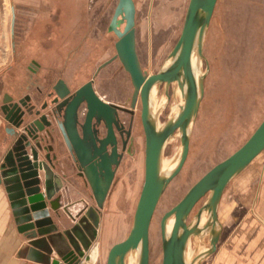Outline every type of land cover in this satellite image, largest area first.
<instances>
[{"label":"rangeland","instance_id":"374dc122","mask_svg":"<svg viewBox=\"0 0 264 264\" xmlns=\"http://www.w3.org/2000/svg\"><path fill=\"white\" fill-rule=\"evenodd\" d=\"M133 1L136 52L142 70L147 74L155 73L165 65L179 37L188 0ZM117 2L0 0V19L5 20L10 32L8 39L13 44L12 64L23 70L30 66L36 71L37 82L42 87L62 79L71 90H75L92 80L94 90L102 99L129 108L133 86L120 61L116 58L96 71L101 63L115 54L117 37L108 31V24ZM122 28L123 24L120 25ZM7 49L12 51L10 46ZM202 52L203 95L190 126L186 159L164 189L150 221L149 264H161L160 220L163 214L209 168L239 148L264 118V0H216ZM153 99L156 106L164 101L158 117L160 124L182 104L180 92L173 84L168 96L164 85H156ZM119 118L126 126L131 120V151L125 152L118 164L99 214L93 211L87 214L91 223L86 228L85 238H94V243L99 246L101 257L98 264H106L109 247L127 236L144 177L145 141L139 100L132 117L130 113L120 111ZM172 139L164 147L163 159L169 160L180 154L177 132ZM258 159L263 162L264 149L254 161ZM70 164L73 179H81L78 183L83 184L91 195L83 178L78 176L73 160ZM236 179L235 176L228 183L226 193ZM204 199L195 204L188 222ZM240 206L235 200L234 219L225 228L226 232L235 230L237 216L244 214L245 208ZM246 211V214H253V207ZM225 214L222 215L224 220ZM97 228L98 236L93 237ZM188 242L186 252L192 256L209 247L207 235L192 236ZM97 253L93 247L94 259ZM214 256L212 252L200 264H212ZM126 257L128 264L129 256Z\"/></svg>","mask_w":264,"mask_h":264},{"label":"water","instance_id":"95a60500","mask_svg":"<svg viewBox=\"0 0 264 264\" xmlns=\"http://www.w3.org/2000/svg\"><path fill=\"white\" fill-rule=\"evenodd\" d=\"M215 3L216 0H188L179 37L168 56L169 63L151 74L142 70L136 52L134 1L118 0L115 6L108 24V31L117 37L114 43L115 54L101 63L96 71L117 58L130 77L133 86L130 107L134 108L138 100L140 102V121L145 141L144 177L130 230L124 239L109 247L106 264H125V255L131 250L136 251V264H149L150 221L164 189L178 174L186 159L190 125L198 113L203 95L204 73L200 72L196 76L192 55L196 54L197 62L203 58L204 37ZM161 84L167 96L171 84L177 87L182 104L176 114H171L158 126L157 118L151 112L150 92L153 86ZM53 89L56 100L59 98L61 101L48 114L28 104V96L14 102L8 96L1 107L5 120L10 124L6 132L12 138V144L0 166V183L9 194L17 228L25 236L35 237L57 229L52 213L55 215L60 208L56 196L60 180L53 170V147L45 144L54 135L60 134L79 176L90 187L96 207H90L88 212L99 214L119 163L120 154L116 151V137L112 127L113 124L117 130L121 128L117 109L96 93L92 80L70 93L64 80L58 79ZM82 103H85L87 110L83 123L79 125V133L77 109ZM56 115H60L61 120L56 119ZM92 120L104 124L107 130L105 137L97 136ZM176 132L181 146L179 158L171 171L163 172V150L168 139ZM126 134H129L128 131ZM263 149L264 118L239 148L209 168L163 214L160 220L161 264H193L194 260L187 263L185 258L188 241L192 236L207 235L209 238V247L197 254V259L214 252L220 234L217 218L220 197L226 185ZM203 197L204 201L188 222L191 210ZM203 214L205 221L200 224ZM171 217L173 224L167 233L166 223ZM83 218L63 232L68 240V249L61 256L65 264L76 263L90 246L92 239L86 240L85 237L91 220L88 216L85 220ZM93 234L95 237L96 230ZM53 264H57V261H53Z\"/></svg>","mask_w":264,"mask_h":264},{"label":"crops","instance_id":"0c3cea01","mask_svg":"<svg viewBox=\"0 0 264 264\" xmlns=\"http://www.w3.org/2000/svg\"><path fill=\"white\" fill-rule=\"evenodd\" d=\"M8 32L5 20L0 19V166L12 144V138L6 132L10 124L1 110L3 100L10 96L14 102L28 96L27 103L37 109L43 95L52 86H40L36 71L31 70L30 66L23 70L12 64L13 44L8 39ZM9 46L12 48L11 52L7 49ZM45 144L53 147V170L60 180L57 183L60 189L56 194L60 208L55 215L52 213L57 229L35 237L19 232L9 194L6 187L0 183V264H53V261L65 264L61 258L68 249L64 230L80 221L90 207L96 206L92 192L91 195L88 194L85 186L78 183L81 179H73L70 164L72 158L60 134L57 133ZM249 164L236 175L232 189L226 193L225 187L220 197L217 207L220 234L212 264H264V160L262 162V159H258L251 166ZM83 180L90 189L86 180ZM234 196L238 198L234 199ZM235 200L240 207L245 208V212L242 216H237L235 230L226 232L225 228L229 227L234 219ZM251 206L253 214H246V210ZM223 213H226L225 220L222 219ZM93 240L84 255L74 264H89L93 247H96L98 252L93 264H98L101 257L100 248Z\"/></svg>","mask_w":264,"mask_h":264},{"label":"flooded vegetation","instance_id":"af4514ba","mask_svg":"<svg viewBox=\"0 0 264 264\" xmlns=\"http://www.w3.org/2000/svg\"><path fill=\"white\" fill-rule=\"evenodd\" d=\"M56 82L57 81H55V83L52 84L51 88L43 95L42 100L40 102V105L37 108L42 113H47V114L50 113V111L53 110L56 107V105L61 101V99H59V98L56 100L57 97H56V94H55L54 89H53V86L56 84ZM170 87H171V85L169 86L168 91H169ZM69 90H70V93H73L76 89L75 90H71L69 88ZM105 101H107V100H105ZM107 102L110 103V104H113L116 107V109H117V117H118V121H119V124H120V127H121L120 130H117L116 127L112 124L113 130H114V134H115V137H116L115 138L116 139V151L120 154V156L118 157V160H119V163H120L124 153L131 151L132 137H131V120H130V123H128L127 126L124 125V123L122 121H120L119 112L120 111H125L126 113H130L131 117H132L133 108L130 107V101H129V108H124V107L119 106V105H117L115 103H112L110 101H107ZM121 108H123L125 110H123ZM86 110L87 109H86L85 103L80 104V106L77 109V120H78L77 129H78L79 133H80L79 125L81 123H83V121L85 119ZM55 117H56V119L61 120V116L60 115H56ZM92 124L97 129V136L99 138H102V137L106 136L107 130H106V128H105V126H104V124L102 122L96 123V122H94V120H92ZM127 131H128L129 134H126ZM71 158H72V156H71ZM117 166H116V168H117ZM116 168H115V172H116ZM114 175H115V173H114ZM113 179H114V177H113ZM112 182H113V180H112Z\"/></svg>","mask_w":264,"mask_h":264},{"label":"bare ground","instance_id":"6f19581e","mask_svg":"<svg viewBox=\"0 0 264 264\" xmlns=\"http://www.w3.org/2000/svg\"><path fill=\"white\" fill-rule=\"evenodd\" d=\"M169 63V60H167V62L165 63V65H167ZM192 65L194 67V70H195V73H196V76H198L201 72V68H200V62L196 60V54L193 53L192 55ZM155 90H156V85L152 87L151 89V92H150V100H151V112L152 114H154L157 118V125L159 126V121H158V117H159V114L161 112V110L163 109L164 105H163V102H161L160 104H158L156 106V103L154 102V99H153V94L155 93ZM177 90L179 91V89L177 88ZM157 100V99H156ZM166 103V101H165ZM178 109L175 110L173 113H177ZM172 113V114H173ZM191 126V125H190ZM176 134V133H175ZM174 137V135L168 139V141H170L172 138ZM173 140V139H172ZM167 141V142H168ZM173 154V153H172ZM168 158V157H167ZM178 158H179V155L177 157H174V158H171V159H163L162 158V161H161V170L163 172H169L171 171L177 161H178ZM205 221V214L202 215V218H201V221H200V224H202L203 222ZM99 222H100V219L98 221V227H99ZM172 224H173V217H171L167 223H166V232L169 233V231L171 230V227H172ZM98 229V228H97ZM97 229H96V234H97ZM96 236V235H95ZM193 242V241H192ZM189 243V242H188ZM188 247V245H187ZM195 248V246H194ZM189 249V248H188ZM192 250V249H191ZM206 250V248H205ZM189 251V250H188ZM204 251V250H203ZM200 252V251H199ZM126 256H129V262L128 264H136V261H137V258H136V251H129L126 255H125V259L127 258ZM185 258H186V262L189 263L190 261L194 260L193 264H200L202 262V260H204L205 257H199L197 259V255H194L192 256V254L190 252H186L185 254ZM93 261H94V258L92 257V254H91V258L89 260V264H93ZM125 262V261H124ZM126 264V262H125Z\"/></svg>","mask_w":264,"mask_h":264}]
</instances>
